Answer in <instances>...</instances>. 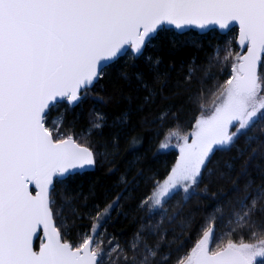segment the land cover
<instances>
[{
  "label": "snow or ice",
  "instance_id": "1",
  "mask_svg": "<svg viewBox=\"0 0 264 264\" xmlns=\"http://www.w3.org/2000/svg\"><path fill=\"white\" fill-rule=\"evenodd\" d=\"M165 25L177 30L217 26L227 31L238 25V44L244 51L233 55L226 47L220 60L217 50V64L224 69L230 64L228 79L206 111L201 104L190 133L170 131L160 143L158 151L176 137L179 157L166 178L154 180L150 194L137 205L138 210L147 209L148 220L152 214L166 215L164 205L177 195L185 202L200 195L196 189L205 171L211 176L207 166L217 151H230L241 137L246 146L260 141L249 135L254 128L264 134V0H0V264H167L170 253L160 254L161 225H149L147 230L142 225L127 247L108 237L106 230L100 232L123 192L103 209L96 206V215L90 216L93 224L80 243L63 238L54 216L64 207L76 215L67 181L94 168L98 155L107 159L108 145L105 142V152L97 153L71 135L54 136L62 116L52 121V128L46 126L53 108L64 101L69 106L81 103L111 62L142 55L153 38L169 30ZM193 72L190 67L189 76ZM102 119L97 113V121ZM92 127L99 130L103 125L95 122ZM118 138L113 137V148ZM137 145L138 139L132 138L129 151ZM255 155L253 149L249 161ZM241 175H247V162ZM120 179L124 182L123 176ZM251 183L228 213V223H238L227 235L248 230L255 242L228 238L213 249L216 221L224 218V210L217 207L180 264H264V226L256 219L257 214L264 216L260 204L264 189L250 194ZM57 184L64 190L59 207ZM29 185L35 186V195ZM230 191L240 192L238 182ZM38 226L44 238L34 251ZM145 234L160 235V240L149 245Z\"/></svg>",
  "mask_w": 264,
  "mask_h": 264
},
{
  "label": "trees",
  "instance_id": "2",
  "mask_svg": "<svg viewBox=\"0 0 264 264\" xmlns=\"http://www.w3.org/2000/svg\"><path fill=\"white\" fill-rule=\"evenodd\" d=\"M233 28L224 34L216 29L206 33L190 29L181 34L167 28L168 31H162L153 38L142 55H126L110 63L81 103L69 106L64 101L48 113L46 126L50 128L53 120L63 117L62 124L57 126L58 131L54 129V136L71 135L76 142L97 153L105 152V142L108 145L107 159L98 155L93 170L67 181V193L75 201L76 215L64 207L59 216H54L64 239L74 245L80 243L83 234L93 224L90 216L96 215V206L103 209L123 192L119 205L111 212V219L100 232L106 230L108 237L127 247L126 242L142 225L146 230L149 225H161L158 232L164 239L160 254L170 253L167 264H180L186 258L217 207L224 210V218L216 221L214 248L228 238L234 241L241 237L245 241L255 240L249 239L248 230H238L230 237L227 233L237 226L238 222L228 223V213L236 206L237 199L245 194L247 182L252 181L247 189L250 194L264 189V144L260 143L264 141V134L260 127L249 132L250 136H259L260 141L246 146L241 137L230 151H217L211 157L207 167L212 174L210 176L205 171L196 189L200 195L186 202L179 195L169 199L162 210L167 214H152L151 220L146 219L147 209L137 208L140 200L152 191V182L166 178L176 159L175 150L158 151L165 134L173 129L180 133L190 131L201 104L210 103L228 79L230 64L224 69L216 60L218 49L220 60L226 54L223 51L226 47L233 55L238 53L235 43L237 29ZM157 60L158 64L155 63ZM190 67L194 68L191 76L188 74ZM122 73L128 78H122ZM146 96L149 97L147 102ZM97 113L103 117L102 120L97 121ZM162 114H166L163 119ZM95 122L103 127L94 129L92 125ZM117 135L119 138L113 148V137ZM134 137L138 139V145L129 151ZM253 149H256V155L249 161ZM246 162L247 175L242 176L241 170ZM229 164L231 169L227 167ZM122 176L124 182H121ZM234 181L238 182L239 193L230 191ZM56 193L59 207L64 195L60 184L56 185ZM260 204L264 205V200ZM256 219L260 226H264V216L257 214ZM145 239L149 245H154L160 240V235L145 234Z\"/></svg>",
  "mask_w": 264,
  "mask_h": 264
},
{
  "label": "water",
  "instance_id": "3",
  "mask_svg": "<svg viewBox=\"0 0 264 264\" xmlns=\"http://www.w3.org/2000/svg\"><path fill=\"white\" fill-rule=\"evenodd\" d=\"M165 28H171V29H173L174 31H176V32H178V33H181V32H185V31H188V30H195V31H197L198 33H206V32H208V31H210V30H212V29H216L219 33H221V34H224V33H226V32H228L227 30H221V29H219L217 26H211L210 28H206V29H200V28H196V27H189V28H187V29H184V30H177V29H175L173 26H169V25H165L164 26ZM232 27H236V29H237V34H236V38H235V43H236V45H237V47H238V53L239 52H242V51H244V49H242L240 46H239V44H238V35H239V27H238V25H233ZM112 63V62H111ZM67 102V101H66ZM78 143V142H77ZM82 146H85V145H82ZM85 147H87V146H85ZM95 167V166H94ZM94 168H90V169H85V170H83L82 172H85V171H91V170H93ZM29 190L32 192V194L33 195H35V191H36V189H35V186L34 185H29ZM54 223H55V221H54ZM37 232H38V235L37 236H35L34 237V239H33V249H34V251H39V247H40V244H41V242L43 241V228H42V226H38L37 227ZM36 242H38V246L36 247L35 246V244H36ZM40 242V243H39Z\"/></svg>",
  "mask_w": 264,
  "mask_h": 264
},
{
  "label": "rangeland",
  "instance_id": "4",
  "mask_svg": "<svg viewBox=\"0 0 264 264\" xmlns=\"http://www.w3.org/2000/svg\"><path fill=\"white\" fill-rule=\"evenodd\" d=\"M211 103V102H210ZM210 103H208V104H205V108L203 109V111H206L207 110V108H208V106L210 105ZM201 112H202V109L200 108V112H199V114H198V116L201 114ZM198 116H197V118H198ZM193 128V127H192ZM170 131H177V130H170ZM170 131H168L166 134H165V136L163 137V139H162V141H164L165 140V137H166V135L170 132ZM192 131V129L190 130V131H186V132H184V133H180L179 131H177L178 133H180L181 135H186V134H188V133H190ZM161 141V142H162ZM177 143H178V139L176 138V137H172L171 138V140L169 141V147L168 148H166V149H163V150H175L176 151V159H175V161H174V163H173V165H172V167L174 166V164H175V162H176V160L178 159V157H179V149H178V147L176 146L177 145ZM171 167V168H172ZM170 168V169H171ZM170 171V170H169ZM164 179V178H163ZM162 179V180H163ZM162 180H159V181H161L162 182ZM202 237V235L198 238V239H200ZM198 239H197V241H198ZM196 241V242H197ZM195 242V243H196ZM235 242H239V241H235ZM245 242H255V240L254 241H245ZM40 243V242H39ZM195 245V244H194ZM38 246V245H37ZM212 248L213 249H215L213 246H212ZM186 259V258H185Z\"/></svg>",
  "mask_w": 264,
  "mask_h": 264
}]
</instances>
